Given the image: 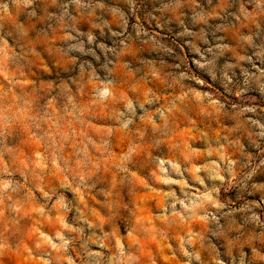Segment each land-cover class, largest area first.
<instances>
[{"label":"clouds","instance_id":"obj_1","mask_svg":"<svg viewBox=\"0 0 264 264\" xmlns=\"http://www.w3.org/2000/svg\"><path fill=\"white\" fill-rule=\"evenodd\" d=\"M0 264H264V0H0Z\"/></svg>","mask_w":264,"mask_h":264}]
</instances>
